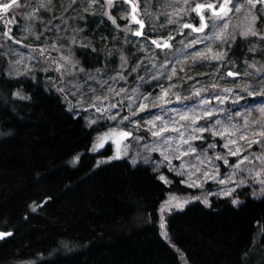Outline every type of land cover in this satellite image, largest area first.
<instances>
[{
  "label": "rangeland",
  "instance_id": "1",
  "mask_svg": "<svg viewBox=\"0 0 264 264\" xmlns=\"http://www.w3.org/2000/svg\"><path fill=\"white\" fill-rule=\"evenodd\" d=\"M133 1L142 37L124 0L17 1L0 11L5 76L40 72L73 114L98 126L92 150L111 147L103 160L148 164L167 184V170L180 175L195 192L168 193L160 226L165 212L192 199L209 204L243 187L264 196V1L230 0L222 18L205 10L204 31L187 29L166 48L152 40L164 43L185 22L199 27L196 5L223 0ZM238 39L247 45L242 58L230 54ZM79 48L103 64L86 68ZM3 93L0 82V101ZM13 96L27 98L22 89ZM257 241L248 264H264Z\"/></svg>",
  "mask_w": 264,
  "mask_h": 264
},
{
  "label": "trees",
  "instance_id": "2",
  "mask_svg": "<svg viewBox=\"0 0 264 264\" xmlns=\"http://www.w3.org/2000/svg\"><path fill=\"white\" fill-rule=\"evenodd\" d=\"M246 48L238 39L230 54ZM76 54L86 68L103 64L90 49ZM3 71L0 61V231L11 234L0 240V264H248L257 237L264 251V196L243 187L209 204L192 199L164 213L162 234L168 193L195 190L168 170L170 184L148 164L103 160L111 147L92 150L98 126L73 114L40 72Z\"/></svg>",
  "mask_w": 264,
  "mask_h": 264
},
{
  "label": "water",
  "instance_id": "3",
  "mask_svg": "<svg viewBox=\"0 0 264 264\" xmlns=\"http://www.w3.org/2000/svg\"><path fill=\"white\" fill-rule=\"evenodd\" d=\"M17 1H19V0H16V2ZM124 1L126 3H128L129 6H130V16H131L132 20L135 21L139 25V29L135 32V35H137V33H140L137 36H140V37L144 36L143 31H144V27H145V22L137 15V13H136V9H137L136 4L134 3L133 0H124ZM261 1H264V0H261ZM223 3H224V0H223L222 4ZM4 4H12L13 5L12 0H10V1L6 2V3H0V10L1 11H4L3 10V5ZM209 4L210 3H199V4H197V5H204L205 6L200 11H196V14L199 17V21H200V26L199 27L197 25L191 23V22H185V23H183L181 25L179 31L177 33L171 35L164 43L159 44L155 40H152V42L153 41L156 42V43H154L156 47L166 48L167 46H169L172 43V41L174 39H176L178 36L182 35L186 29H191L192 31H194L193 29H201L202 28V30L194 31L196 33H200L202 31H204L206 29V27H207V21H206L205 15H204V11L205 10H210L211 13L213 14V9H209L207 7V5H209ZM197 5H196V8H197ZM213 8L216 11H219V8H215L214 6H213ZM133 17H135V19ZM202 17H203V19H202ZM185 25H188L189 27H185ZM228 73H231V76H236L237 75V73L232 72V71H228ZM0 233L5 234L2 238H0V240H2L3 238H5V237H7V236H9L11 234V232H5V231H0Z\"/></svg>",
  "mask_w": 264,
  "mask_h": 264
},
{
  "label": "snow or ice",
  "instance_id": "4",
  "mask_svg": "<svg viewBox=\"0 0 264 264\" xmlns=\"http://www.w3.org/2000/svg\"><path fill=\"white\" fill-rule=\"evenodd\" d=\"M15 2H16V0H12V3L13 4H15ZM229 2H230V0H224V3L223 4H221L220 6H219V11H216L214 8H213V5H211V4H209V5H207V7L209 8V9H213V15L214 16H217V17H221L222 18V16L223 15H226L227 14V9H228V4H229ZM12 6V4H4L3 5V10L4 11H7V9L8 8H10ZM205 6L204 5H197V8L195 9L196 11H200L202 8H204ZM134 19H135V17H133ZM202 19H203V17H202ZM185 27H189L188 25H185ZM194 31H196V30H202V28L201 29H193ZM140 33H137V35H139ZM153 43H156L155 41H153ZM229 75H231V73H229ZM262 134H264V133H262ZM121 135L122 136H127L128 134L127 133H121ZM161 179L163 180L164 178L163 177H161ZM221 182H223V181H221ZM227 194V193H226ZM233 203H235V201H233ZM183 205L182 204H180V203H177L176 205H175V207H177V208H181ZM161 227H163V225H161ZM5 234H3V233H0V238H2L3 236H4Z\"/></svg>",
  "mask_w": 264,
  "mask_h": 264
}]
</instances>
